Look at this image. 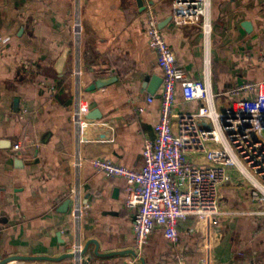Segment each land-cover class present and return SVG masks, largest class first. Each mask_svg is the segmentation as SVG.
<instances>
[{
    "label": "crops",
    "instance_id": "obj_1",
    "mask_svg": "<svg viewBox=\"0 0 264 264\" xmlns=\"http://www.w3.org/2000/svg\"><path fill=\"white\" fill-rule=\"evenodd\" d=\"M142 1L143 10L136 0H0V264L14 258L25 264H205L207 226L192 217L178 223L177 243L156 229L137 254L123 181L104 178L89 160L111 157L139 169L144 142L154 137L161 71L148 46V10L188 79L200 80L209 70L224 110L221 94L264 80L257 58L264 49V0H210L208 41L197 26L173 24V0ZM79 103L88 104V116L98 122L81 136L72 122ZM198 106L177 90L175 112ZM189 158L204 161L201 154ZM231 174L219 187L220 213L209 227L211 264H264V234H253L262 221L254 215L259 206L247 183ZM75 210L82 211L79 219ZM78 246L82 256L65 258Z\"/></svg>",
    "mask_w": 264,
    "mask_h": 264
},
{
    "label": "built area",
    "instance_id": "obj_2",
    "mask_svg": "<svg viewBox=\"0 0 264 264\" xmlns=\"http://www.w3.org/2000/svg\"><path fill=\"white\" fill-rule=\"evenodd\" d=\"M209 12L210 0H173L171 21L176 26L199 27L208 41L212 31ZM145 21L148 46L161 71L160 116L154 125V137L144 142L139 169L126 168L111 157L93 158L89 164L104 178L123 181L124 205L134 212L131 225L137 254L156 229L168 242L177 243L178 223L192 217L207 226L203 248L205 264H211L209 227L220 213L219 187L231 182V171L245 180L250 199L259 206L254 215L262 221L254 237L264 234V80L232 86L221 94L229 102L219 112L209 70L200 80L188 79L159 29L153 10L146 12ZM74 32L80 33L77 21ZM257 58L264 63V49ZM178 89L184 102L199 103L195 111L175 112ZM88 112V104L79 103L72 114L80 136L85 129L98 127ZM196 154L202 155V163L189 158ZM81 215V210L73 212L74 219ZM80 251L78 246L72 253L79 257ZM6 264L25 263L11 260ZM247 264L257 263L249 260Z\"/></svg>",
    "mask_w": 264,
    "mask_h": 264
},
{
    "label": "water",
    "instance_id": "obj_3",
    "mask_svg": "<svg viewBox=\"0 0 264 264\" xmlns=\"http://www.w3.org/2000/svg\"><path fill=\"white\" fill-rule=\"evenodd\" d=\"M136 1H137V4H138V7H139L141 10H143V9L145 8V7H144V4H143V1H142V0H136ZM244 26H246V28H249V25H248V24H245ZM65 59H66V54L63 53V54L61 55V57L59 58L57 64H56V67H57L58 70H60V69L63 67V64H64V62H65ZM96 85H97L98 87H100V86L104 85V83H103V82H97ZM17 161H18L19 163H21L20 160H17ZM82 254H83V252L81 251L80 256H82ZM97 255H98V253H97ZM99 255H114V254H99ZM74 256H75V255H74L73 253H68V254L65 255V258H74ZM56 259H58V258H56ZM11 260H21V258L9 259V260H6V261L3 262V263H7V262H9V261H11Z\"/></svg>",
    "mask_w": 264,
    "mask_h": 264
},
{
    "label": "rangeland",
    "instance_id": "obj_4",
    "mask_svg": "<svg viewBox=\"0 0 264 264\" xmlns=\"http://www.w3.org/2000/svg\"><path fill=\"white\" fill-rule=\"evenodd\" d=\"M215 102L217 103V110L219 111V112H223L225 109H226V107H227V105H228V102L229 101H227L226 100V106H225V109L224 110H222V107H221V102H220V97H215ZM245 181V180H244ZM242 182L243 183V185L246 187L247 185H246V183L245 182ZM247 188H248V195H249V190H250V188L247 186ZM218 208H219V206H218Z\"/></svg>",
    "mask_w": 264,
    "mask_h": 264
}]
</instances>
